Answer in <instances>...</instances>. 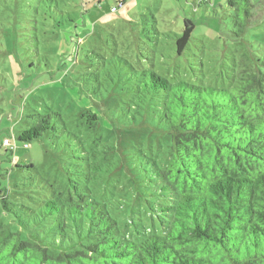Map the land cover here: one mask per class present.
I'll return each instance as SVG.
<instances>
[{"label": "trees", "instance_id": "16d2710c", "mask_svg": "<svg viewBox=\"0 0 264 264\" xmlns=\"http://www.w3.org/2000/svg\"><path fill=\"white\" fill-rule=\"evenodd\" d=\"M226 5L240 44L228 86L173 81L153 69L156 42L152 47L139 35L147 18L155 22L152 14L122 18L129 29L120 37L100 28L111 39L107 50L118 47V54L107 58L90 48L85 61L74 62L88 84L85 97L100 114L89 107L45 108L17 131L25 148L40 138L52 146L64 181L48 185L35 210L23 207L15 215L8 196H19L21 180L6 173L0 198L16 222L14 228L0 222V264H264V48L253 51L245 38L258 25L264 0ZM17 7L0 0V73L18 64L20 50L32 66L31 46L38 51L40 45L41 28L26 27ZM193 27L183 20L177 57L193 51ZM119 61L132 72L87 73L94 62ZM3 140L14 151L15 142ZM11 165L29 167L12 159ZM114 174L133 189L125 202L109 183ZM138 202L146 221L131 215ZM123 211L130 212L124 221Z\"/></svg>", "mask_w": 264, "mask_h": 264}, {"label": "rangeland", "instance_id": "374dc122", "mask_svg": "<svg viewBox=\"0 0 264 264\" xmlns=\"http://www.w3.org/2000/svg\"><path fill=\"white\" fill-rule=\"evenodd\" d=\"M118 1L125 5L114 13L110 12V8ZM8 2L24 12L25 18L29 20L26 27L29 25L30 29L41 28L38 51L31 46L32 66L28 65L29 56L20 50L17 56L18 64L15 65L13 62L11 67L3 65L7 73L5 71L0 73L3 76V78L0 76V186L7 184L8 171L12 181L14 178L21 180L18 187L21 194L19 193L16 199L15 194L8 196V201H13L12 213L15 215H21L23 207L35 210L41 197L45 196L46 189H49L47 186L52 184L60 186L64 181L62 172L58 169V157L53 156L55 151L52 146L40 138L25 142L27 144L25 148L24 142L16 137L17 131L28 125L30 113L41 112L45 108L66 113L72 108L89 107L97 115L100 114L85 97L88 84L80 77V65L74 62L85 61L87 57L84 50L90 48L101 51L107 58L118 54V47L117 49L113 47L114 51L107 50V45L111 47V39L104 37V32L100 28L109 30L117 37L126 34L129 27L122 20L126 18L123 16L126 9L131 16L134 13H149L155 17V22L147 18V29H141L139 35L142 41L152 47L156 42L153 69L170 80L228 86L227 76L233 73L231 64L240 53V44L234 41L231 11L226 5V0H8ZM256 17H261L258 25L251 27L245 38L250 42L251 49L259 52L264 48V10L258 11ZM186 18L192 20L194 24L189 40L193 51L190 50L187 58H184L175 55L174 41L182 31L183 20ZM143 22L145 23L144 20ZM33 37L34 35H29L27 40L31 41ZM89 60L88 57L86 62ZM62 63L65 65L62 66ZM129 64L134 66L135 63ZM131 72L125 62L119 61L110 65L94 62L87 73ZM102 126L109 128L110 124L106 119H102ZM100 132L103 134L105 130L102 128ZM4 138L15 142L14 151L5 150L2 145ZM96 143L100 144L98 141ZM149 143L152 144V141L149 140ZM58 153L65 161L69 160L67 154ZM11 159L21 166L29 167L11 169ZM110 180L112 190L124 194L121 197L125 199L116 198L125 202L126 198L133 195L129 180L122 174H114ZM2 206L0 198V222L14 228L16 221H11L13 214L4 212ZM131 211L134 212H131L132 217L146 221L147 210L139 202ZM129 213L122 212L123 217H120L122 221L126 216H130Z\"/></svg>", "mask_w": 264, "mask_h": 264}, {"label": "built area", "instance_id": "2783aa9c", "mask_svg": "<svg viewBox=\"0 0 264 264\" xmlns=\"http://www.w3.org/2000/svg\"><path fill=\"white\" fill-rule=\"evenodd\" d=\"M119 6H120V5H115V6H113V7L111 8V11H116L117 8H118ZM3 144H4V145H9L10 142H9V140H8L7 138H5V139L3 140Z\"/></svg>", "mask_w": 264, "mask_h": 264}, {"label": "crops", "instance_id": "0c3cea01", "mask_svg": "<svg viewBox=\"0 0 264 264\" xmlns=\"http://www.w3.org/2000/svg\"><path fill=\"white\" fill-rule=\"evenodd\" d=\"M132 6H133V4H132ZM123 16H125L126 18H129V11H127V9H126V13H124ZM102 19H103V18H102Z\"/></svg>", "mask_w": 264, "mask_h": 264}]
</instances>
